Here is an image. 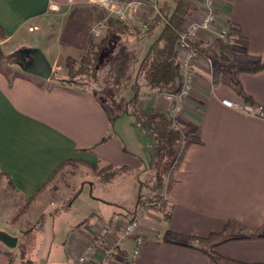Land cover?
Masks as SVG:
<instances>
[{"label":"crops","instance_id":"obj_1","mask_svg":"<svg viewBox=\"0 0 264 264\" xmlns=\"http://www.w3.org/2000/svg\"><path fill=\"white\" fill-rule=\"evenodd\" d=\"M103 1L0 0V46L10 44L27 29H37L43 19L60 8L97 7ZM188 1L195 6L191 16L194 17L201 11L203 0ZM145 13L142 9L141 16L134 20L136 27L142 28ZM217 19L220 26L231 29L232 43L240 51L264 60V0H218ZM218 40L211 33L199 36L197 43L208 48L217 45ZM208 59L213 63L204 56L194 63L197 78L187 104L189 113L182 115L196 126L199 141L186 146L163 191L172 206L170 220L163 221L147 210V223L140 219L146 237L140 259L130 262L134 242L129 240L115 254L113 264L264 263V238H250L264 234V71L237 74L243 94L252 100L246 101L227 80L216 78ZM35 78L0 70V170L16 193L34 196L68 160L111 165L118 173L149 170L143 155L133 151L115 130L116 124L130 115L119 117L111 126L101 103L79 86L53 87L49 85L52 78ZM156 99V105L168 112V105L159 97ZM224 99L250 105L263 115L251 116L229 109L222 104ZM150 101L146 108L155 106ZM130 125L144 149L145 137L135 123ZM148 152L149 159L154 160L153 148L149 147ZM94 176L96 180L103 179ZM72 199L66 208L72 212V222L65 232V244L58 248L59 260L50 258L49 251L45 264H77V257L96 230L112 220H129L128 213L114 209L81 218ZM150 218L161 221L154 227ZM98 219L103 221L96 222ZM213 233L219 240L202 245V239ZM7 234L18 239V246L9 249L0 242L4 247L0 248V264H10L5 252L15 256L19 244H24L23 235ZM216 244L214 251L222 257L221 261L209 254ZM25 246L28 250L29 246ZM15 263L21 264L20 259Z\"/></svg>","mask_w":264,"mask_h":264},{"label":"rangeland","instance_id":"obj_2","mask_svg":"<svg viewBox=\"0 0 264 264\" xmlns=\"http://www.w3.org/2000/svg\"><path fill=\"white\" fill-rule=\"evenodd\" d=\"M117 1L128 3L131 0ZM176 1L177 0H159V8L162 16H164L163 14L168 15L173 10ZM96 8H98L96 12H93L92 7L85 6L75 9L60 8L43 19L37 29L30 31L27 29L25 33L22 32L10 44L1 45L0 48L3 50V53L7 55V61H0V70L6 74L32 78L36 77L35 79L43 81L44 79L40 80L42 78H37V76L24 70L29 67L25 64L26 53L35 49H41L52 64L54 70L53 74L56 76L55 80L52 79L49 85L53 87H70L72 85L71 83L63 81L67 73V60L72 58L80 61L88 52L90 48L89 41L94 40V30L99 23H105L107 25L105 35L109 30L108 20L110 16L101 6H97ZM98 18H100L99 21ZM125 22L136 30L142 32L146 30L136 27L134 21ZM161 30L162 26L157 25L151 30L145 33L143 32L138 37L132 35L128 40L124 42L120 41L119 45L118 43L117 45L114 44L116 48L112 55L113 58H120V56L125 53L133 57L129 64L128 76L121 91L117 93V96L114 98L112 95L106 97L108 95L104 93V97L108 100V105L123 108L129 102L133 95L131 87L136 80L137 71L142 61L140 56H143L144 52L150 47ZM232 59L238 60L239 57H232ZM209 65L214 69V75L218 80L220 76L222 80H227L229 64L221 67L220 64L219 66L213 62ZM214 65H216V68ZM110 66L111 60H107L106 64L103 66V70H108ZM79 88H81V91H85L88 94L92 92L86 85H81ZM139 98V105L143 103L145 109H148L146 106L149 100H151L150 102H154L153 105L158 103L156 98H152V96H147L145 94L141 95ZM117 112L118 111L115 109L113 113L116 114ZM123 119L121 123L116 124L115 130L123 136L133 151L143 155L148 164L147 168H149L146 172L130 174L118 173L115 171L108 178L96 180L94 176L95 173L91 168L80 164L66 165L51 178L48 184L31 201H27L23 196L16 193L9 179L4 175L1 176L0 233H18L23 235L24 244L27 245V247L29 246L27 257L34 260L36 264H45V256L49 254V251H51L50 258L57 261L59 260L58 256H56L60 253L58 252V248L60 245L65 244V238L67 237L65 232L68 225L72 222L70 218L72 212L66 210L72 197V206L74 210H76V213L82 215L80 216L81 218H88L92 212L100 213L111 209H114L116 212L119 211L120 213L130 214L136 208V195L141 186L144 196L149 192L148 185L150 184L151 177L154 175V160L151 158L149 159L148 148L151 147L154 151L153 144L150 140L144 138L146 139L145 144H143L145 150L140 147L139 136L136 137L137 134L131 132L130 125L135 123V126H137L135 122L136 118L130 115L125 116ZM184 119L187 123V117H184ZM136 129H138V126ZM172 170L168 174L166 182L170 181ZM83 179L88 180L87 182L81 183ZM86 210L92 211L87 213ZM151 211L154 212V210ZM165 212H170L169 208L166 209ZM19 213L22 214L19 215ZM155 213L157 217H162L163 221L165 220V213ZM111 214L112 212L110 215ZM17 216L19 218L16 219ZM146 218L147 215L145 214L141 217V220L143 219V222L147 223V221H145ZM15 220L16 222L14 224L13 222ZM149 220L153 226L158 225V221H161L154 218H150ZM98 221L103 220H96V222ZM215 240L217 242L219 239L213 237L211 241L213 242ZM203 243L209 245V242L201 241L202 245ZM0 248H4L1 243ZM51 263L54 264V262Z\"/></svg>","mask_w":264,"mask_h":264},{"label":"trees","instance_id":"obj_3","mask_svg":"<svg viewBox=\"0 0 264 264\" xmlns=\"http://www.w3.org/2000/svg\"><path fill=\"white\" fill-rule=\"evenodd\" d=\"M92 9L93 12H96L98 8L92 7ZM194 11L195 6L188 0H177L173 10L168 15L163 14L164 20L156 19L148 23V27L143 31L144 33L157 25H161L162 30L159 37L153 42L142 59L137 71L136 80L131 87L133 95L123 108L108 105V100L104 97V93H107L108 96L106 97L112 95L114 98L121 91L128 76L129 64L133 57L125 53L120 58H113L112 55L116 48L114 44L117 45L118 43L119 45L120 41L124 42L131 35L138 37L143 33L142 31L131 28V25L118 17L111 16L108 20L109 30L100 42L94 44L93 40H90V48L80 61L72 58L67 60V73L63 81L69 82L72 85H86V87H89L92 90V92H89L90 95L99 101L106 110L111 121V126L114 125V122L119 117L133 115L136 118L139 132L153 144L154 175L151 177L150 184L148 185L149 192L144 196L141 186L136 195V208L127 215L130 220L134 219L137 211L141 209L165 213V220H170V212L165 211L172 206L163 195L167 183V176L176 166L186 146L199 141V133L196 126L191 122L186 123L182 115L173 116L157 105L145 109L143 103H140V105L138 103L139 97L143 94L155 96L163 92L177 93L180 91L184 81L180 61V36ZM99 20L100 18H98ZM0 36H3L1 29ZM193 45L202 56L209 57L215 64H220L221 67L229 64L227 79L229 85L237 90L246 101H252L243 94L240 82L237 79V74H253L264 71V60L251 58L246 51H240L232 43L231 39L225 41L218 40L217 45L209 46L208 48L202 47L198 43H194ZM6 56L0 48V61H7ZM236 56L239 59L233 60L232 57L234 58ZM107 60H111V66L108 70L104 71L103 66ZM214 66L216 68V65ZM55 77V74H53L52 79L55 80ZM112 97L111 99L113 100ZM115 109L118 111L116 114L113 113ZM183 126L184 128L187 126V128L184 129ZM107 139L108 137L103 142H106ZM73 164H80L91 168L100 178H108L117 170L111 165H91L75 160H68L59 167L53 176L66 165ZM3 175L5 176L0 170V178ZM39 192L32 197L23 198L31 201ZM21 214L19 213V215ZM17 218L19 217L17 216ZM15 222L16 220L13 223L15 224ZM214 236L217 235L213 233L208 238L202 240H205L204 242H211ZM250 238H264V234H256ZM217 246L218 244L211 246L209 254L215 260L221 261L222 257L214 251ZM5 254L9 256L10 264H13L17 258L20 259L21 264H35L32 259L27 257L28 250L23 243L19 244L17 255L14 256L12 252H5ZM234 262L237 264H245L237 261Z\"/></svg>","mask_w":264,"mask_h":264},{"label":"built area","instance_id":"obj_4","mask_svg":"<svg viewBox=\"0 0 264 264\" xmlns=\"http://www.w3.org/2000/svg\"><path fill=\"white\" fill-rule=\"evenodd\" d=\"M217 2L218 0H203L202 8L199 14L190 17L186 23L184 31L180 36L181 66L184 77L183 85L179 92H163L152 98L159 97L162 102L168 105V112L173 116H180L189 113L187 104L192 96L196 71L194 63L202 55L194 47L198 37L204 34L215 33L219 39L225 41L231 39L232 32L229 27H223L218 24L217 19ZM101 7L106 10L108 15L118 17L125 21H134L141 16V10L145 9L144 21L142 28L146 29L148 23L158 18L164 20L159 8V0H131L128 3L117 0H104ZM107 25L99 23L94 30V44H98L105 36ZM209 64L212 62L208 59ZM222 104L239 113L251 116L263 115L254 107L240 102H234L230 99H224ZM147 213V210L137 211L136 217L129 220H112L106 225L96 230L84 247L81 254L77 257V264H113L114 256L120 250H123L129 240H133L134 246L131 251L130 262H137L146 245L145 233L141 229L140 219Z\"/></svg>","mask_w":264,"mask_h":264},{"label":"water","instance_id":"obj_5","mask_svg":"<svg viewBox=\"0 0 264 264\" xmlns=\"http://www.w3.org/2000/svg\"><path fill=\"white\" fill-rule=\"evenodd\" d=\"M27 54L30 55L32 61L31 64L27 65L29 67L24 70L44 80H50L53 76L54 70L45 53L41 49H35L27 52ZM0 242L6 245L9 249H16L18 246V239L11 237L7 233H0Z\"/></svg>","mask_w":264,"mask_h":264},{"label":"flooded vegetation","instance_id":"obj_6","mask_svg":"<svg viewBox=\"0 0 264 264\" xmlns=\"http://www.w3.org/2000/svg\"><path fill=\"white\" fill-rule=\"evenodd\" d=\"M25 61H26V62H25L26 65L31 64V61H32L30 55H28L27 53H26V55H25Z\"/></svg>","mask_w":264,"mask_h":264}]
</instances>
